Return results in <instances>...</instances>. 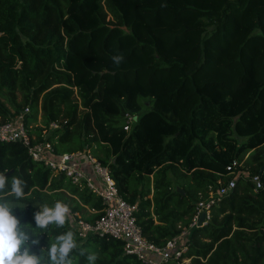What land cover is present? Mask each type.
Instances as JSON below:
<instances>
[{
    "label": "trees",
    "instance_id": "trees-1",
    "mask_svg": "<svg viewBox=\"0 0 264 264\" xmlns=\"http://www.w3.org/2000/svg\"><path fill=\"white\" fill-rule=\"evenodd\" d=\"M115 55L124 57L118 66ZM25 108L33 142L56 154L87 151L107 167L137 203L148 241L162 246L188 230L186 251L161 264H264V0H0V122ZM233 160L249 177L189 227L197 203L234 177ZM0 173L13 214L31 226V252L46 256L73 231L72 264H87L89 253L95 264H141L120 240L81 238L70 218L36 228L43 204L62 201L90 222L104 206L22 142H0ZM13 176L26 182L19 200Z\"/></svg>",
    "mask_w": 264,
    "mask_h": 264
},
{
    "label": "built area",
    "instance_id": "built-area-1",
    "mask_svg": "<svg viewBox=\"0 0 264 264\" xmlns=\"http://www.w3.org/2000/svg\"><path fill=\"white\" fill-rule=\"evenodd\" d=\"M28 111L29 109L25 108L16 118L0 122V142H22L34 161L41 162L51 169L53 174H64L73 184L85 185L101 198L104 207L101 215L93 222L84 220L77 212H71V223L81 238L98 234L120 240L123 243V253L135 256L141 264H161L170 259L177 260L182 256L187 249L184 242L188 234L187 229L168 239L162 246L148 241L142 235L136 221L137 203L128 202L120 195L107 167L87 151L56 154L50 142L44 139L33 142L36 137L30 135L23 121V114ZM126 119L124 129L128 130L134 117L127 114ZM56 127H58L56 122L49 124V129ZM45 133L46 131H43V138ZM231 167L234 173L237 167L236 160H233ZM238 177L246 178L249 174L246 171L236 170L234 177L226 185H220L215 192L209 194L208 198L200 200L189 227L196 226L202 212L205 213L203 223L208 221L211 205L218 197L227 194L235 186V180ZM251 180L256 189L262 187L259 176H253Z\"/></svg>",
    "mask_w": 264,
    "mask_h": 264
},
{
    "label": "clouds",
    "instance_id": "clouds-1",
    "mask_svg": "<svg viewBox=\"0 0 264 264\" xmlns=\"http://www.w3.org/2000/svg\"><path fill=\"white\" fill-rule=\"evenodd\" d=\"M117 66L124 60L123 55L112 57ZM7 177L0 173V264H72L70 253L77 248L76 238L73 231H67L55 237L47 250V255H36L31 252L29 244L30 233L25 228L30 225H22L20 220L13 214L16 205L4 195ZM26 182L17 176H13L10 192L17 200L24 196ZM71 216L69 206L56 201L51 206L43 204L39 211L34 214L36 228L47 229L49 225L63 227ZM36 243V241H32ZM86 250L81 249L80 255H85ZM98 259L96 253L86 256L87 264H95Z\"/></svg>",
    "mask_w": 264,
    "mask_h": 264
},
{
    "label": "water",
    "instance_id": "water-1",
    "mask_svg": "<svg viewBox=\"0 0 264 264\" xmlns=\"http://www.w3.org/2000/svg\"><path fill=\"white\" fill-rule=\"evenodd\" d=\"M204 218H205V213H204V212L200 213V215H199V217H198L197 224H196L197 227H199V226H201V225L204 224V223H203Z\"/></svg>",
    "mask_w": 264,
    "mask_h": 264
},
{
    "label": "rangeland",
    "instance_id": "rangeland-1",
    "mask_svg": "<svg viewBox=\"0 0 264 264\" xmlns=\"http://www.w3.org/2000/svg\"><path fill=\"white\" fill-rule=\"evenodd\" d=\"M126 121H127V119H126ZM126 121H124V123H126ZM131 124H132V122H130V125H131ZM241 140H242V139H240L239 141H241ZM245 157H246V156H245ZM241 164H242V162H241ZM189 261H190L189 259H184V260H183V263H184V264H188Z\"/></svg>",
    "mask_w": 264,
    "mask_h": 264
}]
</instances>
